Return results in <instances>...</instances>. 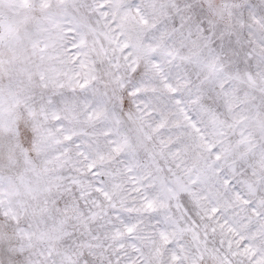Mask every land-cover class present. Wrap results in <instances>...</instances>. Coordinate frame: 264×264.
<instances>
[{
  "label": "snow or ice",
  "instance_id": "obj_1",
  "mask_svg": "<svg viewBox=\"0 0 264 264\" xmlns=\"http://www.w3.org/2000/svg\"><path fill=\"white\" fill-rule=\"evenodd\" d=\"M0 264H264V0H0Z\"/></svg>",
  "mask_w": 264,
  "mask_h": 264
}]
</instances>
